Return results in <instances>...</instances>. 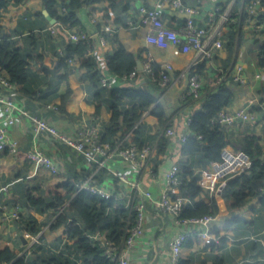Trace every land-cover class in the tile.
<instances>
[{
  "label": "built area",
  "instance_id": "obj_1",
  "mask_svg": "<svg viewBox=\"0 0 264 264\" xmlns=\"http://www.w3.org/2000/svg\"><path fill=\"white\" fill-rule=\"evenodd\" d=\"M55 1V9L60 17L70 12L65 5L69 0ZM195 1L197 0H162L163 4L182 16V23L176 26H170L167 23L159 5L153 7L142 5L138 8L137 13H129L125 24L132 30L145 27V41L150 45L173 43L178 45L177 52L193 51L195 53L192 62L178 74L188 80L183 99L189 98L203 103L208 92H216L225 88L228 81L246 84L247 80L243 77V66H238L229 72H202L199 68L204 62L211 63L216 58L218 52L224 47L227 32L241 20L243 21L242 27L247 31L249 39L255 42V45H263L264 5L262 0H250L249 2L241 0V3L239 0H206L201 5L196 4ZM88 11L91 22L99 27L96 42L93 40L94 36L90 35L81 25L67 27L55 18L54 24L41 30L33 29V32L35 35L49 32L56 39V43H59L58 40L66 41L65 45H60L57 49L59 57L65 55L66 44L78 42L87 44L89 46L87 54L93 55L96 53V47L104 45L108 38L113 37L121 28V25L115 23L114 19L108 20L104 15H100L94 10L93 5L88 8ZM90 46L93 48L90 49ZM259 55L260 58L263 57L260 51ZM84 57L86 58L87 55ZM79 60L81 61L83 58L74 56L68 58L67 62L70 66L75 67ZM139 63L140 66L123 75L114 73L101 75L100 86L108 90L120 87H139L151 92V90H156L155 88L166 89L175 76L176 71L171 63H165L155 68L154 59L148 51L139 55ZM262 75H264V66L260 68L255 77L260 78ZM137 81L141 86L135 84ZM146 81L149 82L146 83ZM17 97V86L10 81L6 71L0 68V153L18 155L19 144L11 137L10 130L17 125L20 119L28 126L33 138L50 136L56 142L69 147L80 157L88 171L85 177L79 181L77 192L85 190L101 199L113 198L122 204L119 206L121 209H126L128 212L122 219V223L125 225L123 228L125 238L121 245L115 244L100 231L86 234L90 244L103 249V256L110 263L131 264L128 255L137 239L143 235L146 223L151 218L149 207L154 208L160 217L170 219L181 228L168 240L170 247L168 264H180L183 247L189 238H199L206 243L211 242L212 225L218 221L219 213L193 218L181 217L184 208L191 202L179 192L181 177L177 162L165 171L164 185L157 196H154L149 190H144L143 178L156 177L152 159L156 155L158 145L137 146L130 140L132 131L119 132L110 143H104L102 142L103 127H101L97 116L75 123L60 111V105H44L42 112L51 111L56 116L55 120H51L39 111L36 113L25 108ZM258 115H260L258 112L254 113L244 107L235 113L230 112L226 107L214 119V122L224 130L226 127H232L238 119L242 120L243 125L251 124ZM142 120H144L143 117ZM191 122L192 115L187 118L186 128L182 132L176 131L171 124L159 136L167 139L168 145L172 146V140L175 139L182 146L188 137L195 135L189 129ZM61 123L62 126L59 125ZM137 126L138 124L133 129ZM262 127L264 129V125ZM197 138L201 139L202 137ZM261 159L264 161V155ZM26 160L29 165L34 164L42 167L52 175L60 174L54 158L37 145L28 150ZM250 165V156L245 151L225 146L222 149L220 160L209 163L206 166L207 169L194 172V177L197 186L201 188V193H208L215 197L219 206L227 182L232 178L242 176ZM260 191L264 194V187L260 188ZM62 210L60 209V211ZM0 211L2 220L5 222L21 220L22 212L18 205L8 207L0 201ZM56 216L54 213L47 227L40 228L36 234L29 232L24 234V237H28L29 242L26 250L18 253L19 257L27 258L39 245L47 242L43 241L44 231L50 229ZM61 237H63V243L58 250H63V245L66 242L71 243L65 235ZM259 237V234H250L247 239L259 242L261 241ZM258 261L264 264V252L258 257Z\"/></svg>",
  "mask_w": 264,
  "mask_h": 264
},
{
  "label": "crops",
  "instance_id": "obj_2",
  "mask_svg": "<svg viewBox=\"0 0 264 264\" xmlns=\"http://www.w3.org/2000/svg\"><path fill=\"white\" fill-rule=\"evenodd\" d=\"M142 5L147 7L159 5L163 18L170 26L182 23V16L173 12L162 3V0H121L114 9H107L106 4L103 2L95 3L93 8L96 12L104 15L108 20L114 19L115 23L121 25V28L112 38H108L104 45L96 47V53L93 54L96 59L94 70L88 69L85 64L87 62L85 57H82L83 60L77 61L75 67L70 65L67 68L59 67L57 49L60 45H65L66 41L58 40L59 43H56V39L49 32L41 33L39 37L35 38L38 40L42 51L48 56L49 65L45 72L40 67L33 68L30 71L27 83L17 86V98L21 105L33 112L38 113L39 111L47 118L55 120L56 116L54 113L51 111L44 113L41 110L44 105L57 104L62 106L66 117L75 123L97 116L101 127L108 125L112 116V111L109 109L110 90L100 86L95 88L92 84V78L96 71L100 75L111 73L107 67L105 57L116 52L119 45L122 44L135 55L137 66H139V55L147 51L151 53L156 66L165 63L173 65L176 72L170 85L163 90L154 87L156 90H151V93L156 97V101L164 107L165 111L172 116V126L176 131L182 132L186 128L187 118L201 110L203 106L202 102L189 98L183 99L188 80L178 74L180 70L192 62L195 53L193 51L187 53L177 52L178 45L173 43L150 45L145 41V27L133 30L127 27L125 24L126 17L130 12L137 13L138 8ZM25 7L29 9L28 24L30 27L35 30H41L53 24L49 18L51 16L44 9L45 20L35 17L36 10L42 9L40 2L35 6L29 3ZM86 12L91 18L87 7ZM79 18L81 20L80 11ZM232 28L226 35L227 37L232 34V37L226 39L224 47L218 52L216 58L211 63L204 62L200 66V70L202 72H229L238 66H243V77L247 80L246 84H239L233 81L226 83L225 89L233 93L234 96L227 109L235 113L238 109L244 107L251 111L255 109L252 112H258L260 115L251 124L243 125L242 120L238 119L232 127H226L224 132L230 141L227 146L241 150L245 136L253 135L259 138V143L263 147L264 152V129L262 127L264 125V75L260 78L255 77L262 67L259 64L260 50L257 49L255 42L249 39L248 33L243 29L242 24H236ZM97 33L92 35L95 42L98 40ZM21 36L25 35L22 34L17 37ZM22 39L24 40V38ZM24 51L28 52V49L25 48ZM148 82L146 81V83ZM135 84L141 86L139 81L135 82ZM68 92L69 95L66 101L62 103L63 97ZM98 94H101L100 99L96 98ZM97 106L100 107L99 113H96ZM143 119L147 126L154 130L157 119L148 111L144 112ZM59 125L62 126V123ZM10 132L11 137L18 142L20 150L17 156L10 153H0V201L8 207L18 205L24 220H36L38 227L42 225L40 228H45L53 218L55 211L52 209L44 211L27 209L23 205L25 191L29 188L43 186L52 179L64 180L74 172H82L84 173L83 177H85L88 169L83 160L66 145L56 142L50 136L33 138L28 126L20 119ZM35 145L41 149L43 148L54 158L60 170L59 175H52L42 167L27 163V152ZM167 150L156 177H145L142 180L144 190H149L154 196H157L162 190L165 171L178 162L181 145L174 139L172 140V146L168 145ZM197 160H195L196 163L193 165V172L207 169L206 166L204 167L202 164L197 163ZM119 168L122 169L120 166ZM210 198V194L200 193L196 200L203 199L209 202ZM219 208L218 221L212 225L211 242L206 243L199 238H189L183 247L181 263L216 264L215 260L221 257L223 259L221 264H262L258 261V257L264 252V219L261 220L260 218L259 201L250 200L238 213L240 223L232 226L231 229H226L223 226V222L230 218L231 214L224 212L220 204ZM148 210L151 218L146 223L143 235L137 239L130 250L129 261L131 264H168L170 253L168 240L181 228L170 219L160 217L154 208L149 207ZM48 219L49 221H47ZM16 223L3 221L2 212L0 211V250L6 246L16 253L26 250L29 241L28 237H24V234H27V231L24 230V225H17ZM64 230V226L56 231L46 229L43 234L45 241L52 242L63 236ZM250 234H259L261 241L248 240L247 237ZM213 243L214 245H212ZM36 258L35 253H32L27 256L26 260L31 263Z\"/></svg>",
  "mask_w": 264,
  "mask_h": 264
},
{
  "label": "trees",
  "instance_id": "obj_3",
  "mask_svg": "<svg viewBox=\"0 0 264 264\" xmlns=\"http://www.w3.org/2000/svg\"><path fill=\"white\" fill-rule=\"evenodd\" d=\"M120 1L69 0L65 5L70 12L60 17L55 9V0H1L0 68L6 71L13 84L19 86L27 83L33 68L40 67L45 72L49 65L48 56L42 51L38 40L33 35L27 38L28 40L17 37L20 36L22 25L14 22L13 17L26 10L27 4L32 3L35 6L38 2L41 3L42 9L39 8L35 12L37 19H46L43 13L44 9L63 25L75 27L82 26L78 13L83 7L89 8L95 3L103 2L107 9H114ZM205 1L197 0L195 3L201 5ZM244 1L249 2L250 0ZM262 4L264 5V0H262ZM242 22L241 20L238 25ZM257 46L263 56L259 59V64L264 66V44ZM25 48L28 49V52L24 51ZM92 48L90 46V49ZM88 49L89 46L82 42L66 44L65 55L59 57V67L67 68L68 58L87 55L85 64L89 70H94L95 55H88ZM105 59L109 71L117 75L129 73L138 65L135 55L122 44L119 45L116 52L107 55ZM154 67L158 68L156 65ZM100 77V73L96 71L92 78L95 88L100 86ZM68 95L69 92L63 97L62 103L66 101ZM100 97L101 94L96 95L97 99ZM109 98V109L112 111V116L108 125L103 127L102 142L110 143L119 132L132 131L130 140L137 146L158 145L159 148L152 159L153 169L157 173L168 151V140L159 134L172 124V116L156 101V97L150 91L143 88H113L109 92ZM233 98V93L225 88L216 92H208L201 110L192 115L189 129L195 135L188 137L182 144L177 162L181 177L179 192L191 202L181 213L183 218L201 217L207 214L217 215L220 211L218 200L213 196L209 202L203 199L196 200L201 193V188L197 186L192 168L196 159H198L197 163L204 167L211 162L219 161L222 149L230 143L224 130L214 122V119L231 104ZM254 110L252 109V111ZM60 111L64 113L62 106H60ZM99 111L100 107L97 106L96 113ZM146 111L157 119L154 130L142 120ZM137 124L138 126L133 129ZM199 136L202 138L198 139ZM241 149L250 156L251 165L242 176L230 179L223 190L219 202L220 207L224 212L231 214L230 218L223 219L225 220L223 226L226 229H231L232 226L240 223L238 213L250 200L259 201L260 218L264 219V194L260 191V188L264 187V161L261 159L264 155L263 147H261L257 136L248 135L245 136ZM83 176L82 172H74L64 180L52 179L43 186L27 189L24 195L23 205L27 209L37 211L52 209L55 211L57 216L52 221L50 230L56 231L62 226L66 227L64 235L71 243L66 242L63 245V250H58L63 243V237L52 242H44L34 250L33 253L37 258L31 263L26 260L27 258L19 257L18 253L6 246L0 250V264H112L103 256V249L89 243L86 234L100 231L109 240L121 245L125 238L123 231L125 225L122 223V219L128 212L126 209H121L119 206L122 204L113 198L101 199L85 190L77 192V185ZM60 209L63 210L60 211ZM235 213L237 215H233ZM22 217L18 223L22 226L24 225L22 222H26L24 230L31 234H36L40 230L36 225V220H24ZM217 235L219 236L218 233ZM43 241H45L44 238ZM43 252L46 255L44 258L40 255ZM221 260L223 259L218 257L215 263L221 264ZM180 264L184 263L180 262Z\"/></svg>",
  "mask_w": 264,
  "mask_h": 264
},
{
  "label": "rangeland",
  "instance_id": "obj_4",
  "mask_svg": "<svg viewBox=\"0 0 264 264\" xmlns=\"http://www.w3.org/2000/svg\"><path fill=\"white\" fill-rule=\"evenodd\" d=\"M28 12H29V9H26V10H24V11H22L21 13H19V14H17L16 16H14L13 17V20H14V22H17L19 25L21 24L22 25V23H23V26H21L22 27V29H26V31H24V30H22V29H20V34L19 35H22V34H24L25 36H21V38H24L25 40H28L27 38H29L30 36H32L33 35V37H39L40 36V34H37V35H35V32H33V29L34 28H32V27H30V25L28 24V20H29V16H28ZM233 29V28H232ZM25 32V33H24ZM228 33V32H227ZM227 35V34H226ZM232 37V34L231 35H229V36H227L226 37V39H229V38H231ZM39 43V42H38ZM8 204H10L9 202H8ZM261 217V216H260ZM22 219H24V216L22 217ZM47 221H49V219L47 220ZM18 222H20V221H17V225H19V223ZM25 226H26V222H22ZM43 225H45V223H43ZM29 227V226H28ZM40 227H42V225L40 226ZM39 227V228H40ZM41 255V257L42 258H44L46 255H45V253L43 252L42 254H40Z\"/></svg>",
  "mask_w": 264,
  "mask_h": 264
},
{
  "label": "water",
  "instance_id": "obj_5",
  "mask_svg": "<svg viewBox=\"0 0 264 264\" xmlns=\"http://www.w3.org/2000/svg\"><path fill=\"white\" fill-rule=\"evenodd\" d=\"M80 15H81V23H82V26L86 29V31L90 34V35H93L95 33H97L98 31V27L95 26L87 12H86V7H83L81 10H80ZM51 19V22L54 24L55 23V19L52 18V17H49ZM139 66H140V63H139Z\"/></svg>",
  "mask_w": 264,
  "mask_h": 264
}]
</instances>
